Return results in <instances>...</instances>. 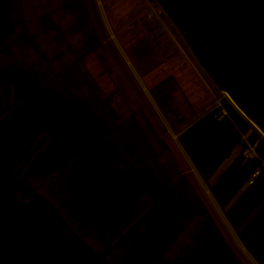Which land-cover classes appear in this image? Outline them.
Masks as SVG:
<instances>
[{"label":"flooded vegetation","instance_id":"1","mask_svg":"<svg viewBox=\"0 0 264 264\" xmlns=\"http://www.w3.org/2000/svg\"><path fill=\"white\" fill-rule=\"evenodd\" d=\"M86 3L96 21L94 0L31 1L42 33L62 47L49 57L23 49L33 41L26 29L15 34L22 0H0V121L31 112L16 152L0 159L11 176L0 180V264H259L165 145L85 97L82 61L96 35L74 47L69 34L85 32Z\"/></svg>","mask_w":264,"mask_h":264},{"label":"rangeland","instance_id":"2","mask_svg":"<svg viewBox=\"0 0 264 264\" xmlns=\"http://www.w3.org/2000/svg\"><path fill=\"white\" fill-rule=\"evenodd\" d=\"M31 1L22 0V23L15 34L26 29L33 41L32 47L23 49L47 52L51 57L62 47L52 44V32L42 33V27L35 22L36 11ZM94 4L96 21L86 3L89 18L85 32L82 29L69 34L74 47L83 38L88 40L91 31L96 35V51L82 61L84 78L80 82L84 84L85 97L103 112L113 113L119 119L133 118L131 129L134 133L137 129L142 131L154 148L165 151V145L179 169L210 204L237 249L251 261L209 191V186L238 153L239 146L203 181L177 140L184 128L215 106L219 93L213 90L212 80L180 29L156 0H94ZM66 24L67 20L62 28ZM65 63L66 58L61 57L52 65L58 69ZM164 81L169 84V94L167 87L161 89Z\"/></svg>","mask_w":264,"mask_h":264},{"label":"trees","instance_id":"3","mask_svg":"<svg viewBox=\"0 0 264 264\" xmlns=\"http://www.w3.org/2000/svg\"><path fill=\"white\" fill-rule=\"evenodd\" d=\"M156 1L188 41L200 65L212 80L213 90H225L239 109L263 130L254 113L198 43L186 22L166 0ZM168 85L164 81L161 89L167 87L169 94ZM220 104L226 111L225 115L218 118V108L213 107L184 128L177 140L203 181L238 146L241 135L251 143L257 140L255 150L258 158L243 159L242 150L239 149L209 186V191L241 244L259 264H264V171L250 184H246L250 174L264 160V140L225 98L220 99Z\"/></svg>","mask_w":264,"mask_h":264},{"label":"water","instance_id":"4","mask_svg":"<svg viewBox=\"0 0 264 264\" xmlns=\"http://www.w3.org/2000/svg\"><path fill=\"white\" fill-rule=\"evenodd\" d=\"M181 16L264 130V0H166ZM10 31L6 23L3 33ZM29 106L20 118L0 121V159L14 154L31 123ZM23 119L22 127L17 122ZM22 130L17 133V130ZM16 132V133H15ZM0 169V180L10 178Z\"/></svg>","mask_w":264,"mask_h":264},{"label":"built area","instance_id":"5","mask_svg":"<svg viewBox=\"0 0 264 264\" xmlns=\"http://www.w3.org/2000/svg\"><path fill=\"white\" fill-rule=\"evenodd\" d=\"M211 92V91H210ZM212 93V92H211ZM219 96L217 99L214 100L215 106L218 108V118L226 114L225 109L220 104V99L225 98L228 103L251 125V127L258 133V135L264 140V131L261 130L251 119H249L235 104V102L231 99L229 94L225 90H218ZM173 138H176V136H172ZM257 144V140L253 141L252 143L247 141L244 135H241V141L238 144L239 149L242 150V157L243 159H255L258 158L255 147ZM261 171H264V160H261L260 166L253 170V172L250 174L248 180L246 181V184H250L252 180L258 176Z\"/></svg>","mask_w":264,"mask_h":264}]
</instances>
